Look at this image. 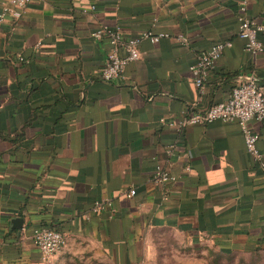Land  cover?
Listing matches in <instances>:
<instances>
[{
	"label": "crops",
	"instance_id": "crops-1",
	"mask_svg": "<svg viewBox=\"0 0 264 264\" xmlns=\"http://www.w3.org/2000/svg\"><path fill=\"white\" fill-rule=\"evenodd\" d=\"M242 2L264 26V0H33L0 24V264H42L36 228L67 237L53 264H149L154 231L191 251H264V173L239 126L161 123L226 101L239 82L264 88V50L238 37ZM102 26L171 37L143 42L144 57L107 83L109 43L92 37ZM219 43L232 47L201 94L191 68ZM250 125L264 160V123ZM157 166L175 181L155 185ZM103 201L112 208L94 213Z\"/></svg>",
	"mask_w": 264,
	"mask_h": 264
},
{
	"label": "built area",
	"instance_id": "built-area-1",
	"mask_svg": "<svg viewBox=\"0 0 264 264\" xmlns=\"http://www.w3.org/2000/svg\"><path fill=\"white\" fill-rule=\"evenodd\" d=\"M32 3L33 0H8L0 13V24L5 23L8 19H20ZM239 8L238 37L246 42L247 52L251 54L260 53L264 48L258 41V34L264 33V26L258 25L247 17L246 2H242ZM94 10V6L89 8V11ZM92 37L96 41L107 40L109 43V51L100 77L104 82L111 83L123 76L129 64L144 57L145 53L140 50V45L143 42L156 45L162 39L171 36L165 33L147 31L137 37L126 38L121 27L102 26L92 34ZM176 40L184 44L187 43L186 38L180 36ZM231 47V43H219L198 56L191 71L195 85L201 94H203L209 76L215 72L221 54ZM21 61L24 59L21 58ZM217 121L236 123L239 126L247 153L259 164L264 173L263 155L258 149L260 137L250 125L253 121L264 123V88L253 80L239 82L226 101L216 103L203 112H187L181 120L170 123L161 120V123L181 132L189 126H205ZM175 179L166 168L157 166L153 183L157 186H163L175 181ZM135 195L136 191L130 190L128 197L133 198ZM112 203L111 201L97 202L93 207V212L100 213L105 209L112 208ZM32 237L33 243L41 255L42 264H53L54 258L67 245L66 235L51 228H36Z\"/></svg>",
	"mask_w": 264,
	"mask_h": 264
},
{
	"label": "rangeland",
	"instance_id": "rangeland-1",
	"mask_svg": "<svg viewBox=\"0 0 264 264\" xmlns=\"http://www.w3.org/2000/svg\"><path fill=\"white\" fill-rule=\"evenodd\" d=\"M151 239L153 254L149 264H264V253L229 254L210 245L201 251H191L187 240L178 239L167 231H154ZM172 244L174 248L168 250ZM180 247H187L188 251L182 252Z\"/></svg>",
	"mask_w": 264,
	"mask_h": 264
},
{
	"label": "water",
	"instance_id": "water-1",
	"mask_svg": "<svg viewBox=\"0 0 264 264\" xmlns=\"http://www.w3.org/2000/svg\"><path fill=\"white\" fill-rule=\"evenodd\" d=\"M13 224L16 227L21 228L24 224V221H23V219H15V220H13Z\"/></svg>",
	"mask_w": 264,
	"mask_h": 264
},
{
	"label": "trees",
	"instance_id": "trees-1",
	"mask_svg": "<svg viewBox=\"0 0 264 264\" xmlns=\"http://www.w3.org/2000/svg\"><path fill=\"white\" fill-rule=\"evenodd\" d=\"M25 61V60H24ZM27 63V62H26ZM51 229H54V228H51ZM55 230H57V229H55ZM256 254H258V253H264V251L263 252H255Z\"/></svg>",
	"mask_w": 264,
	"mask_h": 264
}]
</instances>
